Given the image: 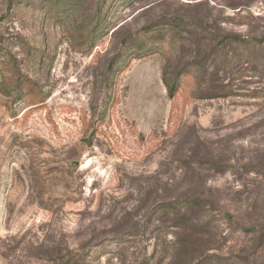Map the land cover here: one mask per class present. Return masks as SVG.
I'll use <instances>...</instances> for the list:
<instances>
[{"label": "rangeland", "instance_id": "374dc122", "mask_svg": "<svg viewBox=\"0 0 264 264\" xmlns=\"http://www.w3.org/2000/svg\"><path fill=\"white\" fill-rule=\"evenodd\" d=\"M0 264H264V0H0Z\"/></svg>", "mask_w": 264, "mask_h": 264}, {"label": "trees", "instance_id": "16d2710c", "mask_svg": "<svg viewBox=\"0 0 264 264\" xmlns=\"http://www.w3.org/2000/svg\"><path fill=\"white\" fill-rule=\"evenodd\" d=\"M226 38H229L233 41H236L237 43H245L246 41H244L243 39L236 37V36H228ZM166 89L168 91V97L172 98L173 94H174V87L169 86V84L165 83Z\"/></svg>", "mask_w": 264, "mask_h": 264}]
</instances>
